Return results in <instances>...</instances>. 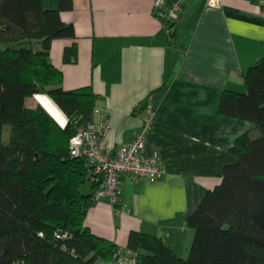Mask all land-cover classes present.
I'll list each match as a JSON object with an SVG mask.
<instances>
[{
	"label": "crops",
	"instance_id": "1",
	"mask_svg": "<svg viewBox=\"0 0 264 264\" xmlns=\"http://www.w3.org/2000/svg\"><path fill=\"white\" fill-rule=\"evenodd\" d=\"M61 11L75 38H56L52 63L63 72L48 87L90 86L98 95L95 120L109 118L108 137L117 148L146 131L145 155L158 153L164 175L134 179L124 175L117 204L103 197L88 211L93 233L127 247L133 230L162 238L188 258L195 229L188 215L238 160L236 140L255 123L220 111L225 90L246 92L244 74L264 56V0H72ZM57 9L59 0H42ZM176 4L177 14L168 15ZM34 50L42 42L33 40ZM75 45L77 57L64 59ZM64 126L68 116L46 93L27 97ZM124 208V211H123ZM104 264H109L103 259Z\"/></svg>",
	"mask_w": 264,
	"mask_h": 264
},
{
	"label": "trees",
	"instance_id": "2",
	"mask_svg": "<svg viewBox=\"0 0 264 264\" xmlns=\"http://www.w3.org/2000/svg\"><path fill=\"white\" fill-rule=\"evenodd\" d=\"M42 0H0V264H95L111 261L120 247L86 225L98 184L70 139L95 119L98 95L90 86L48 87L63 72L50 59L56 38H75L61 11ZM42 42V49L26 45ZM77 57L66 48L65 61ZM246 92L225 90L220 111L255 123L232 147L238 160L187 217L195 229L188 258L162 238L133 230L127 248L141 264H264V56L244 74ZM46 93L68 116L61 126L27 97ZM10 126V136L4 132ZM88 191L83 190L86 182Z\"/></svg>",
	"mask_w": 264,
	"mask_h": 264
},
{
	"label": "built area",
	"instance_id": "3",
	"mask_svg": "<svg viewBox=\"0 0 264 264\" xmlns=\"http://www.w3.org/2000/svg\"><path fill=\"white\" fill-rule=\"evenodd\" d=\"M166 0H156V8H161ZM210 8H220L222 0H207ZM178 6L169 8L168 15L174 17ZM113 123L109 118L91 120L79 127L70 139L73 156L84 157L90 167L91 180L98 184L95 199L109 198L112 203L119 202L122 177L129 175L141 178L160 179L165 169L158 153L145 155L146 131L139 132L128 144L117 148L109 145L108 137ZM124 211V208H123ZM109 264H141L138 253L127 247H119Z\"/></svg>",
	"mask_w": 264,
	"mask_h": 264
},
{
	"label": "rangeland",
	"instance_id": "4",
	"mask_svg": "<svg viewBox=\"0 0 264 264\" xmlns=\"http://www.w3.org/2000/svg\"><path fill=\"white\" fill-rule=\"evenodd\" d=\"M10 136V126H7V130H5L4 132V139L8 140ZM90 188V183L87 181L84 185H83V190L84 191H88ZM97 264H104V262L102 260L98 261Z\"/></svg>",
	"mask_w": 264,
	"mask_h": 264
}]
</instances>
